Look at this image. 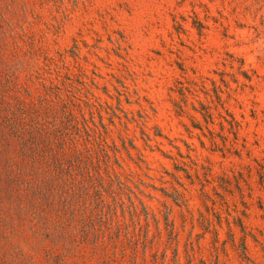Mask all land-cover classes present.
<instances>
[{
	"label": "rangeland",
	"instance_id": "obj_1",
	"mask_svg": "<svg viewBox=\"0 0 264 264\" xmlns=\"http://www.w3.org/2000/svg\"><path fill=\"white\" fill-rule=\"evenodd\" d=\"M263 20L0 0V264H264Z\"/></svg>",
	"mask_w": 264,
	"mask_h": 264
},
{
	"label": "trees",
	"instance_id": "obj_2",
	"mask_svg": "<svg viewBox=\"0 0 264 264\" xmlns=\"http://www.w3.org/2000/svg\"><path fill=\"white\" fill-rule=\"evenodd\" d=\"M241 5H243V13L245 15H253V16H259L260 18L264 19V0H241ZM264 21V20H263ZM236 61V60H235ZM233 62V60H232ZM238 66H237V69H238V73L241 74L242 76H244L245 80H247L248 82L251 81V76L247 74V72L243 69L244 68V63L243 61L239 60L238 61ZM184 84L186 85H189L191 86V83H182V82H179V91H180V94L182 95L183 98L186 97L185 93L184 92H190L189 88L184 86ZM176 107L178 109L177 112L179 113H183V106L182 104L180 103H177L176 104ZM219 108L222 110L220 112H218V117L221 121V123H227L230 125V127L232 128L233 130V134L236 135L237 133V130H238V123L235 121L234 117L232 114H230L226 109H224V105L223 103L220 101V104H219ZM211 107L208 106V105H202L201 106V112L200 114H202V116L204 117L205 121L206 122H211L214 120L213 119V115L211 113ZM223 112V114H222ZM229 150V149H227Z\"/></svg>",
	"mask_w": 264,
	"mask_h": 264
}]
</instances>
